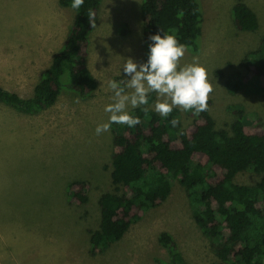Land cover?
<instances>
[{
	"label": "rangeland",
	"instance_id": "rangeland-1",
	"mask_svg": "<svg viewBox=\"0 0 264 264\" xmlns=\"http://www.w3.org/2000/svg\"><path fill=\"white\" fill-rule=\"evenodd\" d=\"M245 1L258 17L256 32L236 28L235 0H200L202 50L199 54L187 50L180 61L183 66L197 57L206 68L213 86L207 109L218 130H231L241 117L236 111L246 123L264 121L259 80L249 77L243 64L249 52L262 47L264 0ZM142 2L102 0L90 37L88 67L98 82L91 96L80 97L65 87L53 107L35 115L0 103V264H156V258L168 262L167 250L159 242L162 232L173 236L188 264H228L212 251L193 218L187 192L176 179L168 200L148 211L121 241L103 253L90 252L91 232L101 220L99 199L115 192L111 174L116 124L99 136L95 128L108 122L104 111L112 102L108 81L126 87L122 70L126 58L145 61ZM75 20L76 11L62 7L60 0H0V87L31 98ZM150 96L152 104L156 94ZM177 109L183 127L190 125L192 112ZM262 177L249 170L235 183L254 186ZM74 181L88 184L87 204L70 203L68 185Z\"/></svg>",
	"mask_w": 264,
	"mask_h": 264
},
{
	"label": "trees",
	"instance_id": "trees-1",
	"mask_svg": "<svg viewBox=\"0 0 264 264\" xmlns=\"http://www.w3.org/2000/svg\"><path fill=\"white\" fill-rule=\"evenodd\" d=\"M235 1L232 16L236 28L256 32L260 27L256 13L245 0ZM71 2L60 0V5L71 7ZM101 4L102 0H85L78 11L74 9L75 23L31 98L23 99L0 87V103L35 115L53 107L65 87L80 97L91 96L98 88L88 67L90 37L96 26L89 24L87 13L89 8L95 11L97 24ZM141 15L145 60L148 37L159 31L174 34L193 54L201 52L200 0H143ZM261 44L247 54L243 64L249 77L258 78V92L264 94V37ZM131 114L140 118V124H116L114 128L111 180L115 192L99 199L101 220L99 228L91 232V254L103 253L121 241L148 211L165 203L176 179L187 192L196 224L222 262L264 264V121L246 123L242 112L236 111L241 117L228 131L216 128L208 109L193 115L187 127L177 108L167 118L150 108L147 112L138 108ZM173 118L180 121L176 127L170 123ZM119 128L123 133L117 132ZM249 170L263 175L261 181L254 186L236 184L235 178ZM87 188L84 181L70 183V203L87 204ZM159 242L169 261L156 258V264H188L170 233L162 232Z\"/></svg>",
	"mask_w": 264,
	"mask_h": 264
},
{
	"label": "clouds",
	"instance_id": "clouds-1",
	"mask_svg": "<svg viewBox=\"0 0 264 264\" xmlns=\"http://www.w3.org/2000/svg\"><path fill=\"white\" fill-rule=\"evenodd\" d=\"M85 0H72L71 8L79 10ZM88 22L96 26V13L89 8ZM148 52L145 61L140 62L127 57L122 70L127 77L126 87L116 80L108 81L112 92V102L104 111L109 114L108 122L97 124V136L110 131L112 124L133 127L140 124V118L128 111L129 107L142 108L147 112L149 107L160 116L167 118L174 108L199 115L208 108V99L213 86L208 79L206 68L193 57L191 63L181 66L187 45L180 43L174 34L161 31L148 37ZM151 93L156 94L154 103L150 104ZM145 106V107H142ZM170 123L176 127L180 121L173 118Z\"/></svg>",
	"mask_w": 264,
	"mask_h": 264
},
{
	"label": "crops",
	"instance_id": "crops-1",
	"mask_svg": "<svg viewBox=\"0 0 264 264\" xmlns=\"http://www.w3.org/2000/svg\"><path fill=\"white\" fill-rule=\"evenodd\" d=\"M19 112V111H18ZM21 113V112H20Z\"/></svg>",
	"mask_w": 264,
	"mask_h": 264
}]
</instances>
